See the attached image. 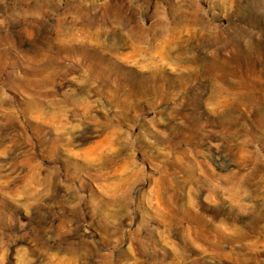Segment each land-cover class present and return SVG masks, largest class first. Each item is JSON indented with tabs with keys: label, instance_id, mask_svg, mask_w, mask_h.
<instances>
[{
	"label": "rangeland",
	"instance_id": "374dc122",
	"mask_svg": "<svg viewBox=\"0 0 264 264\" xmlns=\"http://www.w3.org/2000/svg\"><path fill=\"white\" fill-rule=\"evenodd\" d=\"M0 264H264V0H0Z\"/></svg>",
	"mask_w": 264,
	"mask_h": 264
}]
</instances>
